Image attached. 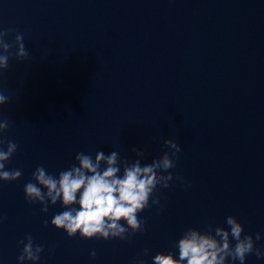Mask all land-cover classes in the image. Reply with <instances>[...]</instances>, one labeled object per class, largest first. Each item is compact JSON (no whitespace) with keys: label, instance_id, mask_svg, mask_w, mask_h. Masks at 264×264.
Listing matches in <instances>:
<instances>
[{"label":"clouds","instance_id":"9594fccd","mask_svg":"<svg viewBox=\"0 0 264 264\" xmlns=\"http://www.w3.org/2000/svg\"><path fill=\"white\" fill-rule=\"evenodd\" d=\"M13 34L14 38L9 41ZM13 55L17 61L28 59L24 37L14 29H0V76L8 70ZM9 102L10 97L0 91V106ZM9 127V120L0 119L2 182L17 181L23 174L20 169L6 168L18 150V144L3 135ZM164 144L168 150L150 164L142 165L145 152L134 148L133 152L138 157L134 162L121 159L117 151L107 155L98 151L94 159L90 154L78 152L75 156L78 164L60 171L58 175L50 174L42 165L37 166L32 180L24 185L25 199L29 204H40L41 212L45 214L59 202L65 210L53 216L51 225L63 230L69 238L79 234L86 240L130 239L144 231L145 221L139 218V214L149 207L150 199L152 204L160 205L159 197H153L157 187L168 188L174 178L183 181L182 177H174L170 171L176 166L181 145L175 139H165ZM2 220L0 217V222ZM225 223L228 228L216 226L214 232L211 226L204 232L188 228L175 242L178 258H174L171 252H160L152 257L153 264H226L228 258L244 264L246 257L253 253L257 258H264V251L255 247V241L261 238L260 233H256L255 240L252 235L243 234V225L232 215L226 217ZM44 224L47 225L48 221L45 220ZM232 240H235L234 245ZM20 244L23 247L17 257L18 264L25 261L36 264L44 246L34 244L31 235H26ZM148 253L145 248L142 255ZM89 255L95 258L96 250H91ZM135 264L145 262L138 257Z\"/></svg>","mask_w":264,"mask_h":264}]
</instances>
